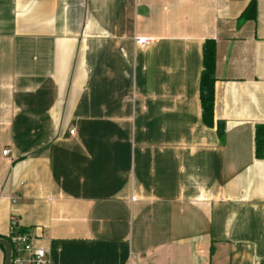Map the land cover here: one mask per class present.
I'll return each instance as SVG.
<instances>
[{"label": "crops", "instance_id": "1", "mask_svg": "<svg viewBox=\"0 0 264 264\" xmlns=\"http://www.w3.org/2000/svg\"><path fill=\"white\" fill-rule=\"evenodd\" d=\"M251 1L0 0V238L14 217L49 264H264ZM208 39L221 140L201 119Z\"/></svg>", "mask_w": 264, "mask_h": 264}, {"label": "trees", "instance_id": "2", "mask_svg": "<svg viewBox=\"0 0 264 264\" xmlns=\"http://www.w3.org/2000/svg\"><path fill=\"white\" fill-rule=\"evenodd\" d=\"M256 5L252 0L240 16V21L254 20ZM215 64H216V43L208 39L202 46V71L199 81V97L201 105L202 123L207 128L216 127V133L221 140L224 137V123L214 121L215 105ZM255 157L258 160L264 159V125H257L254 132ZM7 241L8 237L4 238ZM1 248V247H0Z\"/></svg>", "mask_w": 264, "mask_h": 264}, {"label": "built area", "instance_id": "3", "mask_svg": "<svg viewBox=\"0 0 264 264\" xmlns=\"http://www.w3.org/2000/svg\"><path fill=\"white\" fill-rule=\"evenodd\" d=\"M133 41L140 46L149 43L148 39L140 37H134ZM8 153V150L2 152L4 156ZM8 239L11 246V264H49L47 251L42 247L34 246V236L27 231L20 230L14 217L10 219Z\"/></svg>", "mask_w": 264, "mask_h": 264}, {"label": "water", "instance_id": "4", "mask_svg": "<svg viewBox=\"0 0 264 264\" xmlns=\"http://www.w3.org/2000/svg\"><path fill=\"white\" fill-rule=\"evenodd\" d=\"M0 247L4 251V264H11V246L9 242L4 238H0Z\"/></svg>", "mask_w": 264, "mask_h": 264}]
</instances>
